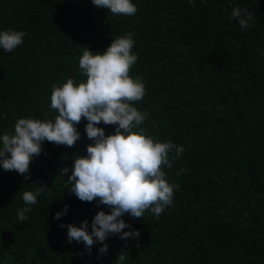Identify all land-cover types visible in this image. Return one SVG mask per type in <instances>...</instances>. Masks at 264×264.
I'll list each match as a JSON object with an SVG mask.
<instances>
[{
	"label": "trees",
	"instance_id": "16d2710c",
	"mask_svg": "<svg viewBox=\"0 0 264 264\" xmlns=\"http://www.w3.org/2000/svg\"><path fill=\"white\" fill-rule=\"evenodd\" d=\"M132 3L137 12L125 16L92 0H0V31L26 33L13 52L0 48V135L20 118L53 119L51 86L85 79L79 69L85 47L103 53L130 33L138 57L130 76L146 86L133 105L147 115L141 127L185 150L163 169L178 185L173 204L159 216L125 214L124 231L140 236L110 235L105 255L99 242L91 255L82 242L69 243L67 225L87 220L90 233L95 214L110 213L68 190L73 156H86L93 143L82 119L73 147L43 142L30 179L0 167V264H116L124 251L123 264H264V0ZM236 6L253 14L246 30L231 18ZM97 127L109 135L116 126ZM42 185L46 192L21 222L17 210L28 207L22 192ZM65 205L66 214L55 219Z\"/></svg>",
	"mask_w": 264,
	"mask_h": 264
},
{
	"label": "clouds",
	"instance_id": "9594fccd",
	"mask_svg": "<svg viewBox=\"0 0 264 264\" xmlns=\"http://www.w3.org/2000/svg\"><path fill=\"white\" fill-rule=\"evenodd\" d=\"M92 3L113 15L132 16L137 12L132 0H92ZM231 18L238 21L243 31L249 28L253 14L236 6ZM25 35L24 31L13 29L0 31V48L6 53L13 52L23 43ZM134 44L129 33L113 39L103 53H93L86 46L79 58V69L85 79L77 83L68 77L66 82L51 86L50 106L57 113L55 117L20 118L14 130L0 135V167L5 172L25 175L27 180L31 163L43 151V142L73 147L80 139L76 126L82 119L87 120L85 132L93 143L87 146L86 156H73L68 190L82 202L96 201L98 207L107 206L110 213L97 212L90 233L87 220L79 227L72 224L66 227L68 242H82L89 255L97 242L102 245L99 253L107 254L105 241L110 235H119L121 240L138 239L139 231H124L130 225L122 217L129 214L133 219H140L148 210L159 216L173 204L174 189L178 187L168 182L163 169H171V161L179 159L184 148L147 135V130L141 127L147 115L133 106L146 95L142 79L130 76L138 60L132 51ZM101 123L116 126L114 134L106 135L102 127H97ZM69 171L67 167L62 168L59 175L65 177ZM184 171L187 170H181ZM45 188L42 185L35 192H22L23 202L28 207L17 210L21 222L27 221L25 213L31 211L30 206L37 203V197L46 192ZM67 210L65 205L55 219L59 220ZM126 253L119 254L116 264H123Z\"/></svg>",
	"mask_w": 264,
	"mask_h": 264
}]
</instances>
